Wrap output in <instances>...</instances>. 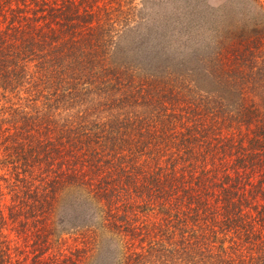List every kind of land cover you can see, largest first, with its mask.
Listing matches in <instances>:
<instances>
[{"label":"trees","instance_id":"1","mask_svg":"<svg viewBox=\"0 0 264 264\" xmlns=\"http://www.w3.org/2000/svg\"><path fill=\"white\" fill-rule=\"evenodd\" d=\"M248 2L208 47L181 7L0 0V264H264Z\"/></svg>","mask_w":264,"mask_h":264},{"label":"rangeland","instance_id":"2","mask_svg":"<svg viewBox=\"0 0 264 264\" xmlns=\"http://www.w3.org/2000/svg\"><path fill=\"white\" fill-rule=\"evenodd\" d=\"M135 9H139L140 14L145 16L147 19L154 18L155 21H161L160 16H154L155 11L164 12L165 16L169 19L172 13H167L170 6L181 7L186 9V18L194 19L200 23L205 24V28L197 32L193 37V41L201 40L206 38L209 41L208 47L214 44V35L216 32H220V28L232 24L241 14L246 16H254L249 11L248 0H132L131 3ZM190 11V15L188 14ZM164 16V15H163ZM208 38V39H207ZM212 41V42H211ZM199 45L195 44L191 46L193 52L199 49Z\"/></svg>","mask_w":264,"mask_h":264}]
</instances>
